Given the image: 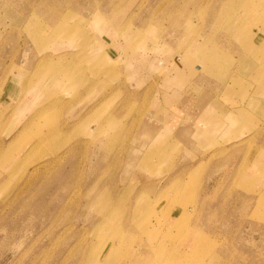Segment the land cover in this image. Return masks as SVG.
Returning a JSON list of instances; mask_svg holds the SVG:
<instances>
[{
    "label": "rangeland",
    "instance_id": "rangeland-1",
    "mask_svg": "<svg viewBox=\"0 0 264 264\" xmlns=\"http://www.w3.org/2000/svg\"><path fill=\"white\" fill-rule=\"evenodd\" d=\"M169 82L240 109L194 106L198 136L138 163ZM16 83L0 264H264V0H0L2 100Z\"/></svg>",
    "mask_w": 264,
    "mask_h": 264
},
{
    "label": "crops",
    "instance_id": "crops-1",
    "mask_svg": "<svg viewBox=\"0 0 264 264\" xmlns=\"http://www.w3.org/2000/svg\"><path fill=\"white\" fill-rule=\"evenodd\" d=\"M106 66L105 69H107ZM117 70L119 71L118 67ZM104 75L105 74L101 73L95 80H104L107 82L108 80L104 79ZM198 82L199 80H197V83ZM19 86L21 87L22 84L16 83L13 88H8V96H5V99L2 100V98L0 97V125L3 120H6V118L9 119V123L13 118L12 113H9L8 118V112H10L17 104V95H19L18 91L20 88ZM196 86H198L196 85V83H194V85L188 83L185 86H182V88H178L173 82L166 83L165 87L159 88L155 84L150 85L151 88L148 94L150 99V106H152L153 109H158V106L162 107L163 105H165L167 108L170 107V110L168 111V113H166V115L162 114V117L153 114V112H147L148 115L143 116V118L141 119L139 126L141 127V130H146V135L141 136V138L138 139L140 136V134L138 133L139 136L136 137V144L131 149V155L136 157V161L138 163L140 162L139 159L144 154L145 149H148L150 147L154 148L156 144L160 145L163 139H168L172 142H179L180 139V150L182 151V145H186L185 143L182 144L183 138L189 137L191 135L198 136L197 131H200L201 129L200 121L198 120V122L196 121L192 122V124H188L189 119H187L186 117L188 113L192 112V110L194 112V110L196 109L194 108V106H197V108L199 106H201V108H203L204 106L206 108L209 107L216 113V115L218 116L217 118L222 117L223 119L232 111L239 108V106L225 104L224 107L222 105L220 106L222 107V109H218L214 105H216L222 97L214 95L213 90H210L209 88ZM191 88L192 90H190ZM192 91L193 95H191ZM25 95L27 94H22L20 98H24ZM24 103L25 102L18 105L15 110V114H19L21 112L23 114L22 117L19 118V122H23L27 117H29V115L26 116V114H29V108H27ZM198 112L200 111L198 110ZM5 128L6 125L3 123L0 131H4ZM200 163L201 161H198L196 164H194L193 167L197 166ZM184 166L186 167L187 165H180L176 168L180 169Z\"/></svg>",
    "mask_w": 264,
    "mask_h": 264
},
{
    "label": "bare ground",
    "instance_id": "bare-ground-1",
    "mask_svg": "<svg viewBox=\"0 0 264 264\" xmlns=\"http://www.w3.org/2000/svg\"><path fill=\"white\" fill-rule=\"evenodd\" d=\"M257 108H258V107H257ZM238 109H240V108H238ZM238 109H237V110H238ZM187 131H188V130H187ZM145 150H146V149H145ZM142 151H143V150H142ZM149 152H150V151H149ZM215 163H216V162H215ZM219 163H220V162H219Z\"/></svg>",
    "mask_w": 264,
    "mask_h": 264
}]
</instances>
